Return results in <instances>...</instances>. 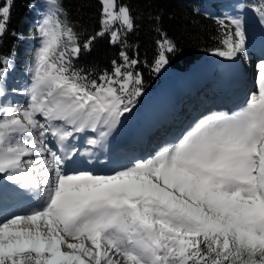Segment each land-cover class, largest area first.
Wrapping results in <instances>:
<instances>
[{
  "label": "snow or ice",
  "instance_id": "6c2138e0",
  "mask_svg": "<svg viewBox=\"0 0 264 264\" xmlns=\"http://www.w3.org/2000/svg\"><path fill=\"white\" fill-rule=\"evenodd\" d=\"M11 3L0 6V41ZM48 3L35 25L30 83L11 89L24 105L9 99L13 62L0 56V180L30 202L0 219V264H264V60L238 110L203 115L155 155L111 174L69 169L79 152L69 142L88 131L109 136L136 106L143 77L125 51L96 78L73 64L97 37L115 44L134 30L129 6L101 0V29L81 45L63 0ZM246 7L264 25V0L237 5L238 14L217 20L215 55L246 51ZM157 47L159 73L177 46L162 33Z\"/></svg>",
  "mask_w": 264,
  "mask_h": 264
},
{
  "label": "trees",
  "instance_id": "16d2710c",
  "mask_svg": "<svg viewBox=\"0 0 264 264\" xmlns=\"http://www.w3.org/2000/svg\"><path fill=\"white\" fill-rule=\"evenodd\" d=\"M37 0H12L7 32L0 41V56H10L19 70L31 67L35 49V15ZM230 3L251 5L259 0H117L118 7L127 5L135 20V28L126 33L121 42L111 43L110 35L97 37L90 50L82 48L73 61L77 70L96 78L104 72L111 73L113 61L122 64L121 51L139 61L135 71L143 77V93L138 98L139 107L146 94L163 80L161 71H153L154 58L159 51L157 42L162 33L177 46L169 54V65L186 71L195 64L215 57L213 49L220 47V30L217 20L226 16ZM34 7H29V5ZM5 0H0V6ZM67 19L79 35L81 45L101 29V0H63ZM116 27H119L117 24ZM15 34V35H14Z\"/></svg>",
  "mask_w": 264,
  "mask_h": 264
},
{
  "label": "rangeland",
  "instance_id": "374dc122",
  "mask_svg": "<svg viewBox=\"0 0 264 264\" xmlns=\"http://www.w3.org/2000/svg\"><path fill=\"white\" fill-rule=\"evenodd\" d=\"M239 4H243V3H230V4H228V6H227L228 8L225 11L226 16H232V15L238 14L237 5H239ZM49 7H50V5L48 3V0H37L36 1V9H35L36 15H35V20H34L35 24L41 18L42 13L46 12ZM239 14L242 15L244 17V20H245L246 51L243 54H240L237 58H235L233 60H228L226 58H223V57L216 55L215 57H210L209 59H206L199 66H197L199 64L198 63V64H195V66L192 67L190 70H186L185 71L186 73L184 75H182L181 78L182 79H183V77L188 78V77L192 76L193 73H196L195 75H193L194 78H192L193 79L192 82H194V87H193V84H189V86H186L184 89H181V87H182L181 84H179V82H177L176 88L175 87L172 88L169 86L171 84H174V83L163 84V82H161L159 86H157L155 89L149 91L146 94L144 102L139 107H137V108L134 107V109L130 113H126L124 118L126 117L125 120L128 121V125L123 130H126V131L129 130L131 128V124H134L136 120L139 121V119H138L139 115H140L139 113H141L143 111L146 112L148 110V103L146 101L147 96H148V100L149 99H155L159 96L167 97L169 99V102L172 103L171 104L172 106L169 107L170 111H172V107L174 105H180L181 106L184 102L188 103V101L190 100V97L186 96V92L191 91V89L195 90L198 87H200L202 90H204V88H205V90L208 92L210 89H212L214 87L217 88L215 90L216 93H211V94H213L214 99H218V97H222V96L226 100H233L234 101V100L241 99L239 97V95H240L239 91L246 89V88L242 89L243 85H244V87L247 86L246 85L247 84L246 76L243 78V81L242 80L240 81V79H238L233 84L234 86H233L232 92H231V90L229 92V91H227L226 88H222V85L225 82L224 76L229 71L228 64L230 65V64H233V63L238 61L240 63L239 66L242 69L241 70L243 73L242 75H245V73L247 72L249 74V76H251L250 80L254 79V81H255V75H254L255 67H258L259 63L262 60H264V25H262L260 23L259 17L256 15V13L250 7H246ZM32 41H33V44L35 46H37V40H36L35 36H34ZM251 60H253V61H251ZM12 62H13V65L9 70L8 78L6 81L7 90L9 92V99H13L15 102L19 103L20 105H24L26 103V97L13 94L11 92V89H13V88L23 89V88H25L30 83V73L28 72V68H24L23 70H19L15 60H12ZM248 62H250V63L252 62L253 64L251 65ZM199 73H201L200 74L201 77L196 78V77H198ZM164 87H166V88L168 87V89L170 91V92L168 91V94H166L167 90H164L162 92V89ZM173 90H175L176 96H175V93L172 94ZM169 93H171V95H169ZM210 97H212V95ZM186 99H187V101H186ZM145 101H146V104L142 108ZM206 101H209V99H207ZM206 101L204 103L198 105V109L193 110V112H191L189 114L188 119L190 121L188 120L184 124V126H182L178 131L173 130V131L168 132L167 130H165L164 132H161L160 134L157 133L156 136L154 137L153 143L149 144V146L150 145L152 146L154 144V147L150 146V151L147 154L145 153V151L148 149L145 146L147 142L142 141L141 137L138 135L139 140L137 141V143H136V141H134L133 138H128L129 141L133 140L132 142H129V143L133 144V145L130 144L132 147H128V145H124V146H122L123 148H118L117 155L122 156V158H121L123 160L122 162L119 159V160H117V162L114 161V163H112L111 166H108V167L98 166V167H94V169L90 168L91 165L90 166H83V167H76L75 165L71 166V164H68V167H69V169L91 170L93 173H96V174H111L114 170H119V169H122V168H125L128 166H131V164L138 159L148 158L150 156H153L162 147L175 142L176 138L179 136V134L183 130H185L188 126H190L196 120L201 118L203 115H207L210 112H214V111H227V112H229V110L223 109V107L207 108L210 106V104L207 103ZM163 102H162V104H163ZM243 104H244V102L240 103V106H242ZM201 105H202V107H201ZM188 106H189V104H188ZM240 106L239 105L235 106V109H233L232 111L238 110V107H240ZM200 109H202V110H200ZM230 112H231V110H230ZM193 114H194V117L192 116ZM190 116H192L193 118H191ZM122 126H124V125L122 124ZM150 126H151V128H156V125H150ZM173 133H175V134L172 137L169 136L170 134H173ZM90 138L91 139H97V140L99 139L97 133H92L91 131H88V132L83 133L82 136H81V134H77V138L70 141V146L74 145L76 148L80 149L81 151H83V150L89 151L90 149H92L91 148L92 145H89L87 143L88 139H90ZM163 140H165V141H163ZM159 141H163V142H161L158 146H155V143L159 142ZM140 148H142V149L140 150ZM127 152H129V153L127 154ZM82 159L85 160L86 157H84ZM0 181L2 182L3 185H7V186L11 185L9 182L3 181V180H0ZM11 186L13 189H16V191L14 192V196L21 199V201H19L18 204H23V205H25V207L29 208L30 202H29V200L24 201V199H26V198L23 197L24 194H22V190L18 189L14 185H11ZM6 193H9V196H11L10 195L11 193L8 191V189H6V192H1L0 193V206L3 205V201L5 200V199H3V197H5L7 195ZM9 201L11 202V206L13 205L12 207L14 208V211L11 214H8V213L6 214V212L2 210L0 212V219H2L4 216H11L17 212L18 206H16L17 205L16 201H14V200H9ZM25 210L27 211L28 209H25Z\"/></svg>",
  "mask_w": 264,
  "mask_h": 264
},
{
  "label": "bare ground",
  "instance_id": "6f19581e",
  "mask_svg": "<svg viewBox=\"0 0 264 264\" xmlns=\"http://www.w3.org/2000/svg\"><path fill=\"white\" fill-rule=\"evenodd\" d=\"M251 61H253V60H251ZM248 63L251 65L253 64L252 62L251 63L248 62ZM239 65H240V63L238 61L233 63V64H230V65L228 64L229 71L224 76L225 82L223 83L222 88H226L227 91L230 92V90H231V92H232L233 91L232 89L234 86L232 84H234L238 79H240V81L241 80L243 81V78L246 76V78H247V84L246 85L247 86L244 87V85H243V87H242V89H244V88H246V89L239 91V93H240L239 97L241 99L234 100V101L233 100H226L223 96L218 97V99H214L213 94H211V93H216L215 90L217 88H215V87L212 89L209 88L210 89L209 92L206 91L205 88H204V90H202L200 87L196 88L195 90L194 89L192 90L190 88L191 91L186 92V96L190 97V100L188 101V103L187 102H184L183 104L181 103L182 104L181 106L180 105H174L172 107V111H170L169 107L172 106L171 105L172 103L169 102V99L167 97L159 96L155 99H149L148 100V96H147L146 101L148 103V110L146 112L143 111V112L139 113L140 114L139 118H138L139 121L136 120L134 124H131V128L129 130H127V131L123 130L127 127L128 121L125 120L126 117L125 118L122 117L121 123L115 128V130H113L111 132V134L109 136H107L106 138H104L102 140L98 139L99 142L94 146L92 145L91 146L92 149H90L89 151L88 150L87 151L86 150L81 151L79 149L78 154L76 156H74L68 162V164H71V166L75 165L76 167H83V166H90L91 165L90 168L94 169V167H98V166H100V167L101 166H106V167L111 166V164L114 163V161L117 162V160H119V159L122 162L123 161L121 159L122 156L117 155L118 148H123L122 146H124V145H128V147H132L131 145H133V144L129 143V142H132L133 140L129 141L128 138H133L134 141H136V143H137V141L139 140L138 139L139 136L141 137L142 141L147 142L145 145L148 148L145 151V153L147 154L150 151L151 145L149 146V144L153 143L154 137L156 136L157 133L160 134L161 132H164L165 130H167L168 132L173 131V130L178 131L189 120L188 119L189 114L191 112H193V110H197L198 105L204 103L207 99H209V101H206V102L210 104V106L207 108L223 107V109H227V110H229V112H230V110L232 111L233 109H235V106H237V105L240 106V103L245 102V100L247 98V94H248V92H249V90L252 87L253 82H254V79L250 80L251 76H249V74L247 72L245 73V75H242L243 74L241 71L242 69L240 68ZM258 71H259L258 67H255V71H254L255 80L258 76ZM201 73H199L198 77H196V78H200ZM195 74L196 73H193L192 76H190L188 78L183 77V79L182 78L180 79L179 84H181V86H182L181 89H184L186 86H189V84H193V87H194V82H192V80H193L192 78H194L193 75H195ZM176 84L177 83H174V84H171L170 86L169 85L168 86L172 87V88L173 87L176 88ZM226 84H227V86H225ZM230 85H232V86H230ZM165 88L166 87H164L162 89V92L164 90H167L166 94H168L169 89H168V87L166 89ZM173 93H175V90L172 91V94ZM169 95H171V93H169ZM211 95H212V97H210ZM175 96H176V93H175ZM187 99H186V101H187ZM146 101L143 104L142 108L145 106ZM162 102H163V104H162ZM188 104H189V106H188ZM201 107H202V105H201ZM200 110H202V109H200ZM192 116L194 117V114ZM192 116H190V117L193 118ZM122 124L124 126H122ZM150 125H156V128H151ZM175 133L170 134L169 136L172 137ZM82 135L83 134H81V136ZM163 141H165V140H163ZM163 141L156 142L155 146H158ZM69 146H70V142H69ZM151 147H154V144ZM141 149L142 148H140V150ZM128 153L129 152H127V154ZM84 157H86L85 160L82 159ZM6 189H8V191L11 193L10 194L11 196H9V193H6L7 195L5 197H3V199H5L6 201L4 200L3 205L0 206V212L3 210L6 212V214L7 213L8 214L13 213L14 208L12 207L13 205L11 206V202L9 200L16 201V204H17L16 206H18V210L15 214H22V213L26 212L25 209H28V207H25V205H23V204H18V202L21 201V199L14 196V192L16 191V189H13L11 185H9V186L3 185L2 182L0 181V193L6 192ZM23 197L26 198V199H24V201L29 200V198L26 194H24Z\"/></svg>",
  "mask_w": 264,
  "mask_h": 264
},
{
  "label": "water",
  "instance_id": "95a60500",
  "mask_svg": "<svg viewBox=\"0 0 264 264\" xmlns=\"http://www.w3.org/2000/svg\"><path fill=\"white\" fill-rule=\"evenodd\" d=\"M203 62L199 63L197 66L202 64ZM163 73V83H176L180 80L181 76L184 74L182 71H178L173 69L169 63L165 65V67L162 70Z\"/></svg>",
  "mask_w": 264,
  "mask_h": 264
}]
</instances>
